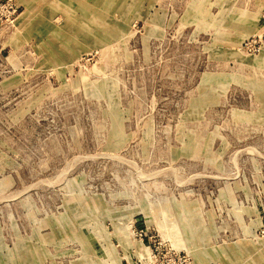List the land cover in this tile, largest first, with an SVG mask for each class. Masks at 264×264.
I'll return each instance as SVG.
<instances>
[{
    "label": "rangeland",
    "instance_id": "rangeland-1",
    "mask_svg": "<svg viewBox=\"0 0 264 264\" xmlns=\"http://www.w3.org/2000/svg\"><path fill=\"white\" fill-rule=\"evenodd\" d=\"M0 264H264V0H0Z\"/></svg>",
    "mask_w": 264,
    "mask_h": 264
},
{
    "label": "bare ground",
    "instance_id": "bare-ground-1",
    "mask_svg": "<svg viewBox=\"0 0 264 264\" xmlns=\"http://www.w3.org/2000/svg\"><path fill=\"white\" fill-rule=\"evenodd\" d=\"M96 22H97V24L99 23V24L101 25V21H100V20H97ZM99 24H98V25H99ZM111 24H113V23H111ZM111 24H109V23H104L102 26H103V27H108V26L111 25Z\"/></svg>",
    "mask_w": 264,
    "mask_h": 264
}]
</instances>
